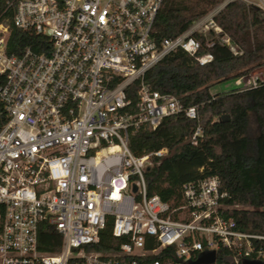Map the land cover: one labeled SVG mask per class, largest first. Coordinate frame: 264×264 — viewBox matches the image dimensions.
<instances>
[{
	"label": "built area",
	"instance_id": "built-area-1",
	"mask_svg": "<svg viewBox=\"0 0 264 264\" xmlns=\"http://www.w3.org/2000/svg\"><path fill=\"white\" fill-rule=\"evenodd\" d=\"M163 0H5L0 10V264H160L141 262L173 246L178 264L195 260L221 243L241 258L264 262L248 234L219 215L217 176L183 186L187 221L158 195L146 193L151 157L129 147V134L144 124L183 112L197 118L168 93L151 89L145 76L167 54L181 49L204 64L211 53L195 55L194 32L221 29L214 15L221 0L175 37L156 39L155 16ZM264 12V0H240ZM11 26L36 36L9 48ZM224 42L229 43L227 37ZM235 51L234 47H230ZM138 82L132 104L127 88ZM236 87L256 86L237 78ZM197 126L193 138L200 136ZM133 186L136 189L133 190ZM112 220V235L123 237L114 252L88 249ZM61 237L56 251L39 246V234ZM152 236L157 248H145ZM205 240V243L203 242ZM252 253L253 256L249 257ZM236 262L237 259H236Z\"/></svg>",
	"mask_w": 264,
	"mask_h": 264
},
{
	"label": "trees",
	"instance_id": "trees-1",
	"mask_svg": "<svg viewBox=\"0 0 264 264\" xmlns=\"http://www.w3.org/2000/svg\"><path fill=\"white\" fill-rule=\"evenodd\" d=\"M4 2L0 0V10ZM220 2L163 0L153 23L156 39L181 34ZM214 21L219 32L209 29L193 33L200 43L195 55L211 53L209 62L200 64L194 55L177 49L145 76L151 89L175 96L183 107L195 106L197 118L180 112L163 117L154 129L144 124L129 134V147L138 156L167 149L164 155L151 157L144 177L147 195H158L166 202L174 210V219L190 218L184 184L217 176L219 190L226 194L220 200L219 215L233 220L238 231L262 236L251 238V244L254 252L264 251V80H258L256 86L211 91L216 84L234 82L264 65V12L235 0L221 8ZM35 37L11 26L9 48L30 43ZM138 86L136 81L126 90L132 104L138 100ZM197 126L202 133L193 138ZM124 240L112 235L110 218L99 241L87 248L114 252ZM60 243L61 237L53 229L39 234V246L44 251H56ZM157 247L155 239L147 236L145 248ZM244 259L237 248L221 243L216 248V264H241ZM153 260L179 263L171 245L147 254L141 262Z\"/></svg>",
	"mask_w": 264,
	"mask_h": 264
},
{
	"label": "water",
	"instance_id": "water-1",
	"mask_svg": "<svg viewBox=\"0 0 264 264\" xmlns=\"http://www.w3.org/2000/svg\"><path fill=\"white\" fill-rule=\"evenodd\" d=\"M135 189L136 186H133V190ZM203 242L205 243V240ZM215 262H216V251L208 250L201 252L199 256L192 261V264H215ZM241 264H264V262L259 259L246 258L242 260Z\"/></svg>",
	"mask_w": 264,
	"mask_h": 264
},
{
	"label": "rangeland",
	"instance_id": "rangeland-1",
	"mask_svg": "<svg viewBox=\"0 0 264 264\" xmlns=\"http://www.w3.org/2000/svg\"><path fill=\"white\" fill-rule=\"evenodd\" d=\"M245 78L246 79L247 78H252V79L255 78L256 81L264 80V65L252 70L249 73V76H247ZM234 86H235V83L233 81L222 82V83H219V84H216L215 86H213L211 88V91L212 92H218V91H222V90H229V89L233 88Z\"/></svg>",
	"mask_w": 264,
	"mask_h": 264
},
{
	"label": "crops",
	"instance_id": "crops-1",
	"mask_svg": "<svg viewBox=\"0 0 264 264\" xmlns=\"http://www.w3.org/2000/svg\"><path fill=\"white\" fill-rule=\"evenodd\" d=\"M247 76H249V74L248 75H245V76H243V78L245 79V77H247ZM235 87V86H234Z\"/></svg>",
	"mask_w": 264,
	"mask_h": 264
}]
</instances>
